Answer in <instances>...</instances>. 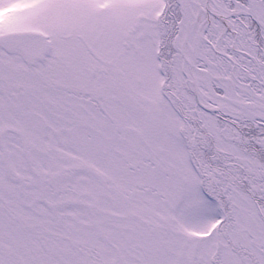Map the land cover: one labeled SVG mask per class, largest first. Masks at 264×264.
Masks as SVG:
<instances>
[{
    "label": "snow or ice",
    "instance_id": "6c2138e0",
    "mask_svg": "<svg viewBox=\"0 0 264 264\" xmlns=\"http://www.w3.org/2000/svg\"><path fill=\"white\" fill-rule=\"evenodd\" d=\"M0 264H264V0H0Z\"/></svg>",
    "mask_w": 264,
    "mask_h": 264
}]
</instances>
